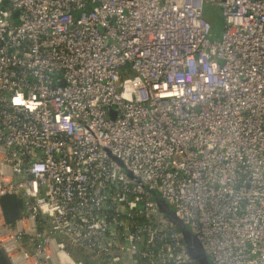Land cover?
Masks as SVG:
<instances>
[{
  "label": "built area",
  "instance_id": "built-area-1",
  "mask_svg": "<svg viewBox=\"0 0 264 264\" xmlns=\"http://www.w3.org/2000/svg\"><path fill=\"white\" fill-rule=\"evenodd\" d=\"M151 192L211 264H264V0H0L12 263L194 264Z\"/></svg>",
  "mask_w": 264,
  "mask_h": 264
},
{
  "label": "water",
  "instance_id": "water-1",
  "mask_svg": "<svg viewBox=\"0 0 264 264\" xmlns=\"http://www.w3.org/2000/svg\"><path fill=\"white\" fill-rule=\"evenodd\" d=\"M142 187L145 188L143 184ZM157 207L165 220L172 224L181 234L186 253L194 264H211L196 236L179 220L167 203L151 192ZM0 208L6 223H12L21 216L20 200L14 195H4L0 198ZM0 264H13L5 250L0 246Z\"/></svg>",
  "mask_w": 264,
  "mask_h": 264
},
{
  "label": "rangeland",
  "instance_id": "rangeland-1",
  "mask_svg": "<svg viewBox=\"0 0 264 264\" xmlns=\"http://www.w3.org/2000/svg\"><path fill=\"white\" fill-rule=\"evenodd\" d=\"M205 15L207 17L212 18L216 22L217 24L216 26L218 27V30H220V32L216 34V37H219L221 34V25H222V18L220 16L219 10L211 6H207L205 10Z\"/></svg>",
  "mask_w": 264,
  "mask_h": 264
},
{
  "label": "trees",
  "instance_id": "trees-1",
  "mask_svg": "<svg viewBox=\"0 0 264 264\" xmlns=\"http://www.w3.org/2000/svg\"><path fill=\"white\" fill-rule=\"evenodd\" d=\"M207 18H208L209 22L211 23L212 33H213L214 37H216V34H218L220 32V30H218V27L216 26L217 24L212 18H210V17H207Z\"/></svg>",
  "mask_w": 264,
  "mask_h": 264
},
{
  "label": "bare ground",
  "instance_id": "bare-ground-1",
  "mask_svg": "<svg viewBox=\"0 0 264 264\" xmlns=\"http://www.w3.org/2000/svg\"><path fill=\"white\" fill-rule=\"evenodd\" d=\"M0 246L5 250V252H7V250L2 245H0Z\"/></svg>",
  "mask_w": 264,
  "mask_h": 264
}]
</instances>
